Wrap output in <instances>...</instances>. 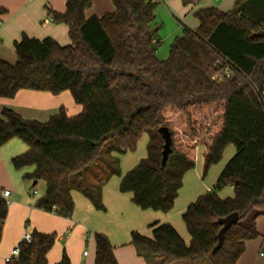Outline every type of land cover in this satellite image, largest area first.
Wrapping results in <instances>:
<instances>
[{
  "label": "trees",
  "instance_id": "obj_1",
  "mask_svg": "<svg viewBox=\"0 0 264 264\" xmlns=\"http://www.w3.org/2000/svg\"><path fill=\"white\" fill-rule=\"evenodd\" d=\"M111 1L112 14L86 18L91 0H66L64 13H51L54 22L67 25L69 45L23 35L14 45L17 63L0 59V99H12L21 90L53 95L69 91L82 107L74 117L61 108L46 123L25 120L5 108L0 148L15 138L29 147L12 163L18 171L34 167L24 180L46 184V194L35 208L69 219L75 212L73 190L106 211L103 185L121 174L119 159L112 153L135 152L145 134L147 157L122 178L120 191L132 193L141 209L164 213L174 209L186 173L196 166L198 147H204L205 180L232 145L235 155L216 185L182 216L190 245L173 226L159 223L151 225V238L132 233V245L148 264H237L247 242L259 238L257 220L264 216V37L257 35L264 32V0H236L229 12L197 11L199 27L184 25L164 60L157 55L159 1ZM7 14L0 6V25ZM228 68L231 78H214ZM163 127L172 136L166 166L159 133ZM111 140L115 143L109 159L103 158L100 167L104 146ZM226 187L233 188L234 197L219 196ZM8 213L9 204L0 192V243ZM233 213L239 214V222L213 253L222 229L218 221ZM32 236V242L22 241L19 256L6 264H48L57 234L33 231ZM94 239L95 264H118L109 238L96 233ZM58 264H71L66 252Z\"/></svg>",
  "mask_w": 264,
  "mask_h": 264
},
{
  "label": "crops",
  "instance_id": "obj_2",
  "mask_svg": "<svg viewBox=\"0 0 264 264\" xmlns=\"http://www.w3.org/2000/svg\"><path fill=\"white\" fill-rule=\"evenodd\" d=\"M91 1L93 7L86 11V18L92 16L102 18L113 10V7L109 6V4H106L102 9H98L95 7V1ZM104 1L108 3V0ZM163 1L160 0V2ZM182 2L187 10L186 14L191 12L194 16L197 11L207 8H217L220 11L229 12L234 9L236 4V0H182ZM0 6L8 10L7 16L0 25V59L10 64L17 63L18 59L14 45L22 39L23 35L39 40L50 37L63 46L71 43L67 25L51 21L53 20L52 11L56 13L65 12L66 0H0ZM198 27L199 21L194 22L190 28L197 29ZM5 108L14 110L25 120L40 123L48 122L50 117L58 113L61 108L66 109L69 117H74L82 111V107L75 103L69 91L53 95L48 92L21 90L12 99H0V117ZM141 141L143 148L144 145L149 143V136L147 134L143 135L138 146H140ZM28 151L29 147L17 138L12 139L0 148V183H2L0 192H10L9 198L6 199L9 204V213L0 243V264H6V258L22 242L26 231L57 234L56 243L47 256L48 264H58L64 252L69 256L71 264H95L96 243L94 235L96 233H102L109 238L118 264H148L138 254L137 248L132 245V233L138 232L151 238L153 232L151 225L154 223L170 224L186 245L189 246L191 236L187 231L182 216L187 208L200 196L213 189L221 172L235 155L236 149L231 145L225 150L223 159L218 164L219 168H214L207 181V179H202L201 174L204 147L199 146L197 149L198 167L186 173L183 188L175 202V207L169 213L151 209L143 210L133 203L132 193H122L120 191L122 178L138 166L142 159L147 157V152L146 155L141 154V156H132L135 155V152H129L125 155L113 152L112 156L119 159L121 174L120 176H112L103 185L102 203L106 211L97 210L85 195L78 190H73L72 197L75 202V212L69 219L35 208V203L46 194L45 183L42 185L39 197L31 199L25 196L27 189L30 194L32 193L31 191L34 193L33 189L40 182L36 184L33 181L24 180L25 175L34 172V167L18 171L14 168L12 161ZM26 169H29L30 172H25ZM103 171L100 172L102 173ZM90 182L96 183L97 181L91 179ZM18 188L23 190L21 201H18V195L14 198ZM227 188L230 191L225 192L226 190L224 189L219 192V196L222 199L234 197L233 188ZM12 198L14 199L11 201ZM16 206H21L22 209L19 217L16 220H12V210ZM258 221L259 219L257 220V230ZM8 225H10V228L14 227L15 230L12 231L9 228L7 232ZM248 243L246 244V250L250 249L249 252L245 251L237 264H264V260L261 257L259 258L256 254H252V249L255 246H248ZM87 248L89 249V254L84 256ZM261 248H264V242H262ZM261 256H264V253H261ZM156 260L158 261V259ZM169 264L183 263L171 261ZM196 264H209V262L199 261Z\"/></svg>",
  "mask_w": 264,
  "mask_h": 264
},
{
  "label": "rangeland",
  "instance_id": "obj_3",
  "mask_svg": "<svg viewBox=\"0 0 264 264\" xmlns=\"http://www.w3.org/2000/svg\"><path fill=\"white\" fill-rule=\"evenodd\" d=\"M93 1H95V7L98 9H102L106 6V4H109V6L113 7V10L111 12H108V13L112 14L115 11L113 2L111 0H108V3H105L104 0H93ZM215 1H220V0H215ZM155 13H156V22H157L158 26L160 27L159 31L157 32V36H156V40L158 41L157 55L161 60H164V59H167L169 56V50H170L171 43L174 41V39L176 37L182 36L183 31H184L183 24L191 27V25H193V23L197 22L198 20L196 19V17L194 16L193 13L190 12V13L186 14L187 10L185 9V7L183 5L182 0H164L163 2H160V0H159V5L157 6ZM114 143H115V140H111V141H109V143H107L104 146L102 158H101V160H99L98 166L103 167V165H104L103 158L105 160L109 159L108 151H109V148H111L110 146L114 145ZM141 143H142V141L140 142V146L137 147V150L134 153L135 155H132V156H141V154L146 155L148 143L146 145H144L143 148H142ZM106 147H107V149H105ZM216 166H218V167H216ZM216 166L209 170L208 177L211 175L214 168H219V165H216ZM197 167H198V165L196 163L195 168H197ZM95 168H98V167L95 165ZM26 171L30 172L29 169H26L25 172ZM85 177H86V175H85ZM208 179H207V181H208ZM1 184L2 183H0V185ZM42 185H44V182L41 181L33 189L34 191L37 190L36 194H34L33 191H31L32 193L30 194V192H28V189H27L26 190L27 194H25V196H27L31 199L34 197H39L38 195H40V193H41ZM224 189L226 190L225 192H227L228 190L230 191V189L227 187ZM16 191L17 192H16V195L14 194V198H15V196L18 195V201L19 200L21 201V199L23 197V195H22L23 190L21 188H18V189H16ZM14 198H12L11 201ZM21 209H22L21 206H16L12 210V218H13L12 220H16L19 217V213H20ZM9 228H10V225H8V227H7V232L9 231ZM10 230L14 231L15 228L11 227ZM258 231L260 234L259 238L252 240V241H249L248 246L254 245L255 247L252 249V254L253 255L256 254V256H258L259 258L261 257L262 260H264V256H261V253H264V248L263 249L261 248L262 242H264V237H263L264 236V216H261L259 218ZM88 250L89 249L87 248V251ZM249 250L250 249L246 250V252H249ZM154 262H157V260H154ZM178 263H180V262H178Z\"/></svg>",
  "mask_w": 264,
  "mask_h": 264
},
{
  "label": "water",
  "instance_id": "obj_4",
  "mask_svg": "<svg viewBox=\"0 0 264 264\" xmlns=\"http://www.w3.org/2000/svg\"><path fill=\"white\" fill-rule=\"evenodd\" d=\"M155 31V29L152 30V34H154ZM257 35L264 37V32L258 33ZM159 133L162 135V138L164 140L162 165L166 166L169 156L172 153V136L170 130L167 127L160 128ZM239 218L240 216L238 213H233L228 217L220 219L218 221V223L222 226V229L218 235V245L214 248L213 253H216L223 247L226 232L231 229L234 224H237L239 222Z\"/></svg>",
  "mask_w": 264,
  "mask_h": 264
},
{
  "label": "built area",
  "instance_id": "obj_5",
  "mask_svg": "<svg viewBox=\"0 0 264 264\" xmlns=\"http://www.w3.org/2000/svg\"><path fill=\"white\" fill-rule=\"evenodd\" d=\"M51 21H53V20H51ZM231 76H232V71L228 68V69L225 70V73H224V74H218V75H216L214 78H215L216 80H220V81H222V80L225 79V78H231ZM36 193H37V191H34V194H36ZM1 195H2V197H3L4 199H8L9 196H10V192H9V191H4L3 193H1ZM32 240H33L32 233H31L30 231H26V232L24 233V235H23V240H22V241H26V242H28V243H31ZM19 252H20V251H19V248H18V247L14 248L13 251H12V253L10 254V256H8V257L6 258V263H7L12 257H18V256H19ZM88 254H89L88 251H85V252H84V256H88Z\"/></svg>",
  "mask_w": 264,
  "mask_h": 264
}]
</instances>
